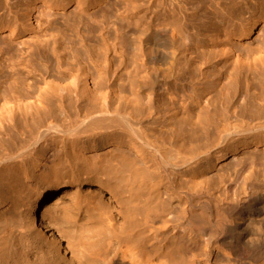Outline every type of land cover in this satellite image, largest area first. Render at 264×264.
Listing matches in <instances>:
<instances>
[{
    "label": "bare ground",
    "instance_id": "6f19581e",
    "mask_svg": "<svg viewBox=\"0 0 264 264\" xmlns=\"http://www.w3.org/2000/svg\"><path fill=\"white\" fill-rule=\"evenodd\" d=\"M23 1L25 9L33 8ZM223 12L228 34L246 39L264 19V0H226ZM141 38L143 74L135 70L128 83L136 89L152 76L146 101L130 103L136 114L117 108L93 115L85 127L100 128L95 151L74 145L82 132L64 131L60 147H47L39 163L22 162L18 151L0 149V264H264V109L239 115L206 108L195 118L176 120L169 114L173 127L154 130V121L144 118L155 107L153 87L166 94V105L188 112L204 92L195 83L203 81L194 82L190 70L173 71L169 75L177 86L171 87L162 69L150 70L153 39ZM244 41L257 47L246 53L243 44L230 40L228 52L236 53L235 60L243 54L264 57V38ZM52 55L54 71H60L65 59L56 46ZM105 73L106 82L115 85V70ZM258 83L264 86V72ZM236 92L242 100L240 88ZM9 103L29 106L13 86L0 91L4 116L11 114ZM109 136L116 138L111 150L104 148ZM219 158L221 172L188 186L191 173L205 174Z\"/></svg>",
    "mask_w": 264,
    "mask_h": 264
},
{
    "label": "rangeland",
    "instance_id": "374dc122",
    "mask_svg": "<svg viewBox=\"0 0 264 264\" xmlns=\"http://www.w3.org/2000/svg\"><path fill=\"white\" fill-rule=\"evenodd\" d=\"M14 1L0 0V91L18 87L30 107L9 103L11 114L0 112V149L18 151L22 162L39 163L47 147H60L57 140L63 131L69 136L82 132L74 145H82L86 152L95 151L100 128L85 127L93 115L103 109L113 112L125 108L133 114L139 111L129 105L134 100L146 101L153 77L136 89L129 87L128 79L135 70L143 74L144 34L155 43L154 49L148 48L154 58L150 70L162 69L171 87L175 85L171 72L190 70L194 82L203 81L195 83L196 88L204 89L186 112L166 105V94L153 87L150 99L155 107L149 118H144L154 121V130L173 127L169 114L176 120L188 115L195 118L206 108L218 107L222 113L232 109L239 115L264 109V86L258 83L264 72V57L247 58L243 54L241 60H235L236 53L228 52L230 40L237 46L243 44L246 53L257 47L244 40L264 38V19L254 25L246 39L231 36L223 12L226 0H27L32 9H25L23 0L14 7ZM53 46L65 59L60 71H54ZM106 68L115 70L113 86L106 82ZM198 72L203 77L197 78ZM78 73L86 78L88 89L80 77L74 78ZM237 88L242 100L238 99ZM172 93L175 99L179 97L177 90ZM115 143L116 138L109 136L104 148L111 150ZM222 162V158L213 160L203 175L191 173L188 186L194 188L202 177L221 172ZM162 190L172 192L169 188ZM170 224L167 221L168 229Z\"/></svg>",
    "mask_w": 264,
    "mask_h": 264
}]
</instances>
